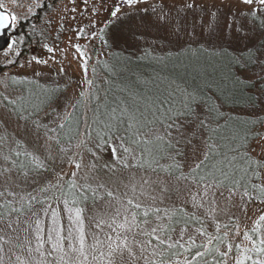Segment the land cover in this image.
I'll list each match as a JSON object with an SVG mask.
<instances>
[{"label":"snow or ice","instance_id":"1","mask_svg":"<svg viewBox=\"0 0 264 264\" xmlns=\"http://www.w3.org/2000/svg\"><path fill=\"white\" fill-rule=\"evenodd\" d=\"M239 2L245 8H237L235 13L231 8L224 12L215 6L202 7L204 16L199 18V25L194 3L185 2L183 7L193 14V29L199 26L210 37L219 38L224 28H232L237 39L244 40L256 27L264 29V0ZM142 3L148 0H117L111 17L119 19L122 5L139 12L136 5ZM150 9L158 26L180 28L187 24V16L181 17L178 10L163 3ZM95 11L94 8L93 14ZM16 21L14 14L0 11V33L14 28ZM144 24L141 18L140 25ZM75 31L78 40L99 38L107 46L103 28L92 33H86L84 28ZM15 43H9V50ZM44 47L54 54L52 47ZM72 47L81 61L87 88L70 105L71 111L45 112L51 115L50 122L42 121L40 113L58 88H40L33 81L0 75V87L7 90L11 84V92L15 93H0V264H264V159L252 156L247 147L253 138L249 128L252 122H243L238 130L219 137L217 142L220 128L212 121L221 115L218 108L206 100L209 115L199 118L192 107L197 98L184 90L153 102L155 111L148 110L151 118L141 111L135 94L128 99L116 97L109 103L107 91L88 79L91 57L86 49L80 44ZM210 54L229 56L225 50ZM33 59L37 64L48 63ZM241 59L244 66L253 62L264 65V59H257L256 53L248 49L246 55L230 57L229 66L239 64ZM102 66L109 70L107 62ZM92 72L95 75V67ZM235 83L242 81L237 79ZM102 103L105 111L100 113ZM89 104H93L92 117L83 119L81 134L82 115L77 113ZM182 117L188 118V123L196 122L190 134L178 122ZM121 129L124 134L118 135ZM201 130L208 133L207 139L200 136ZM28 137L35 138L32 145ZM194 138L200 139V144H194ZM115 139L120 140V146L110 145L112 162L103 167L110 172L136 168L155 174V179L140 178V196L152 189L146 199L136 195L137 184L124 185L129 190L120 192L97 177L81 175L86 167L89 171L97 167L95 163H84L85 153L97 155L92 141L102 148ZM39 141H43L42 145ZM182 144L192 145L196 161L187 172L177 159H188ZM39 147L43 152L37 150ZM57 157L75 171L67 178L63 170L52 178L44 177L49 172V161ZM164 175L167 180L162 178ZM180 182L196 211L187 213L182 205L165 204L160 198L170 191H180ZM89 200L93 205L104 201L91 217L85 211ZM252 204L257 205L256 215L250 217ZM86 220L90 221L88 229Z\"/></svg>","mask_w":264,"mask_h":264},{"label":"rangeland","instance_id":"2","mask_svg":"<svg viewBox=\"0 0 264 264\" xmlns=\"http://www.w3.org/2000/svg\"><path fill=\"white\" fill-rule=\"evenodd\" d=\"M53 1L54 3L51 2L52 6L50 5L48 8H45L44 12H41L42 19L39 26L45 28L46 32L44 36L51 37L50 40L53 43L47 39L46 44L53 45L54 54L48 53L42 47L40 49L36 45H33L34 41L33 44L24 46L23 39H18L17 37L20 25L19 20L26 16L30 18L39 13L37 12V4L41 3L42 0H0L2 8L17 17L15 27L10 30L8 37L9 43L12 41H16V43L11 50L7 46L4 50L0 51V75L4 77L16 76L20 80L33 81L43 88L56 87L65 91L62 95L56 92L55 103L40 114V118L44 122L51 121V115H45V112L53 114V110L60 113H63L65 109L71 111L70 105L75 103L79 99L81 91L87 88V85L84 83L85 75L81 68V61L75 48L72 47L74 44H80L82 48L86 49L87 55L91 57L88 60V79L91 80H93L92 69L94 63L101 57L98 54L103 55L104 50L106 52V48L108 47H111L112 50L133 54L134 56L149 54L151 55L150 57L188 48L193 50L196 47L210 50L227 49L236 54H245L248 52V49H252L256 53L257 59H264V29L256 27L248 33V38L244 40L237 39L238 34L232 28H224L223 35L219 38H216V36L210 37L209 33L207 31L202 32L199 26L193 29V14L191 10L186 12L183 7L185 2L194 3L196 7L195 15L198 18L196 23L199 25V18L204 16V13L201 11L202 7L212 9L215 6L224 12L231 8L232 12L235 13L237 8L241 10L245 8L244 5L240 4L239 0H148L146 4L136 5V9H139V12L135 9H130L126 5H122L118 13L119 19L111 17V11L114 9L117 0H88L87 4L84 3V0H75V2H72V0ZM161 3L178 10L181 17L187 16V24L182 25L180 28L156 25L153 22L154 16L151 14L150 6H156ZM50 7L53 8L49 10ZM73 8L76 10L72 11ZM94 8L96 10L95 14H93ZM145 9H148V11H145ZM173 15H176V13L173 12ZM141 18L145 21L144 25H140ZM230 19L231 17H229ZM93 24L95 27H92ZM80 28H84L86 33L97 32L103 28L106 32L105 40L107 41V46L99 38L86 40L81 37L78 40L75 30ZM96 47H98V54ZM17 52L19 55H16ZM34 57L46 60L48 63L37 64L33 59ZM9 60L15 61V63L9 64ZM61 68H63V72L60 71ZM242 76L254 83L257 94V106L243 111L232 112L230 110V112L261 120L260 136L250 144L249 151H251L252 156L264 159V153L261 152L264 139L260 138L264 137V65L256 62L255 67L252 70L242 72ZM186 92L193 94L190 91ZM0 93L15 95V93L11 92V84L7 90L0 87ZM193 95L196 97V94ZM149 99L144 100L150 101ZM145 101L142 102V108L148 105ZM192 107L199 118L208 116L207 112L201 107H195L194 104ZM88 113L89 108L85 107L84 118H87ZM187 119L180 118L178 122L184 125L185 133L190 134L196 128V122L188 123L186 122ZM212 124L213 126H217L215 121H212ZM84 127L83 123L81 134H83ZM173 135H176V133L173 132ZM207 135L206 131L201 130L200 136L203 139H207ZM27 139L30 145L34 143V137H28ZM110 142V145L117 148H119L121 143L119 139ZM42 143L43 141H39V144L42 145ZM193 143L200 144V139L194 138ZM95 144L92 143L91 147L97 153L96 157H93L91 153H85L84 163L86 165L95 163L97 166L96 170L89 171L86 167L81 173L82 176L87 173L90 178L97 177L99 181L108 184L114 190L118 189L120 192L129 190L124 185H129L130 187L133 183L137 184V196H140L139 181L141 177L156 178L155 174L150 171L145 172L136 168H117L114 172L108 171L103 165L106 162H112L111 147L110 145H104L102 148H97ZM180 147L187 153L188 159L186 160L185 157H177V159L184 164V171L187 172L188 168L196 162L192 158V145L182 144ZM253 149L254 151H252ZM37 150L43 152L42 147H39ZM73 151L79 150L73 149ZM199 157L200 153L197 152V158ZM162 163L165 162L162 161ZM61 170H63L67 178L71 172L75 171V168L57 157L55 161H49V172L45 173L44 177L52 178L55 172ZM44 177H40V179ZM162 178L168 179L166 175ZM95 183L96 181H93V186H95ZM177 187L180 191H170L161 195L160 198L165 204L175 203L182 205L187 213L196 211L192 207L190 197H187V193L184 191V183L180 182ZM149 191H152V189H147L144 196H140V198L142 200L146 199ZM129 194L131 195L130 191ZM185 199L188 200L187 203L184 202ZM91 204L85 208L88 217H91L98 208H102L104 201H97L96 205ZM249 207L253 209V211L249 212V216H255L256 212L254 210L257 205L252 204ZM233 211L237 215H242L238 209H233ZM197 214L201 213L198 212ZM221 219H226V217H221ZM89 223V220L85 221L86 229H88ZM248 223L250 224L251 220ZM92 230H94V225L92 226ZM241 231H243V228Z\"/></svg>","mask_w":264,"mask_h":264},{"label":"trees","instance_id":"3","mask_svg":"<svg viewBox=\"0 0 264 264\" xmlns=\"http://www.w3.org/2000/svg\"><path fill=\"white\" fill-rule=\"evenodd\" d=\"M51 2L54 3L53 0H42L40 4L44 6L37 8L39 13L30 18L26 16L19 20L20 25L17 37L18 39H23L24 46L33 44L34 41L33 45L40 49L42 47L45 50L44 45H47L46 41L47 39L50 40L51 37L44 36L46 30L39 25L42 19L41 12H44L45 8L50 5L52 6ZM52 8L50 7L49 10ZM51 42L53 43V41ZM48 46L52 47L53 45ZM96 49L98 54V47ZM219 50L227 51L229 56H213L210 54L213 50L201 47H196L193 50L188 48L172 53H163L152 57L149 54L134 56L133 54L112 50L111 47H108L106 52L104 50L103 55L98 54L101 57L94 63L96 73L93 75L92 72L93 80L98 88L107 91L109 103L116 97L128 99L130 94H135L141 111L149 118L151 117L148 110L155 111L153 102L163 99L169 93L179 95L178 90L193 92L197 98L196 103H194L195 107H201L209 115L208 105L205 103L207 100L213 103L212 105L216 106L219 113H221L218 119L213 120L220 128V132L217 134V142H220L219 137L230 136L233 131L238 130L243 122H252L249 124V128L253 133V138L248 141L247 147L249 149L250 144L260 136L261 120L232 112L243 111L257 106L255 85L242 76V72L252 70L256 62L244 66L245 62L241 59L239 64H231L229 66L230 57H240L243 53L236 54L227 49ZM105 62H107L109 70H105L102 66ZM237 79L242 81V83L236 84L235 81ZM34 85L37 84L34 83ZM23 86L21 85V87ZM40 88L43 87L40 86ZM33 90L39 92L40 89L33 86ZM57 92L59 95L65 93L61 89ZM101 96H103V93H101ZM55 97L56 93L49 98L46 102L47 107L45 110L55 103ZM144 99H149L150 101H145ZM144 101L148 105L142 108V102ZM87 108H89V113L86 117L90 119L92 117L93 104H89ZM84 109L85 107L81 108L80 112L77 113L82 115L80 131L83 125ZM104 111L105 106L102 103L99 107V112L103 113ZM123 134L121 129L118 135ZM92 143L95 144L96 141L93 140ZM110 144L111 142H109ZM89 202L92 203L89 200L86 207L92 205Z\"/></svg>","mask_w":264,"mask_h":264},{"label":"water","instance_id":"4","mask_svg":"<svg viewBox=\"0 0 264 264\" xmlns=\"http://www.w3.org/2000/svg\"><path fill=\"white\" fill-rule=\"evenodd\" d=\"M0 11H7V10L0 8ZM11 29H5L2 33H0V51L4 50L7 47L8 43H9L8 32Z\"/></svg>","mask_w":264,"mask_h":264}]
</instances>
